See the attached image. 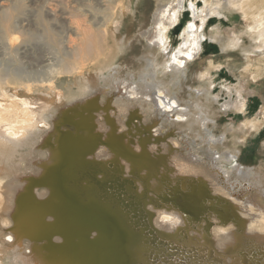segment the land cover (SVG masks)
<instances>
[{
  "label": "bare ground",
  "instance_id": "obj_1",
  "mask_svg": "<svg viewBox=\"0 0 264 264\" xmlns=\"http://www.w3.org/2000/svg\"><path fill=\"white\" fill-rule=\"evenodd\" d=\"M9 1L11 5H7ZM24 1L28 3L26 9L22 8ZM65 1L0 0V264H151L147 246H152V236L157 235L155 230H167V222V225L162 224L165 217L162 221L158 216L148 226L147 233L152 234L147 235L143 231V237L138 234L136 237L138 227L135 223L142 219L140 222L145 224L141 216L133 218L135 208L138 214L141 212L142 194L134 191L131 184L133 178L129 179L124 172H131L135 177L139 172L137 174L136 167L132 168L126 161L121 162L119 157L122 166L114 162L113 166L108 163L107 167L95 159H100L105 149L113 157H117L116 151H120L136 159L144 157L153 163L160 157L156 156L158 153L153 151L154 147H146L142 143L131 147L129 141L121 140L120 135H106L108 127L103 129L105 125L101 126L100 120L93 118L97 111H92L103 106L107 109L113 107L114 111L110 110L108 114L100 113L106 114L117 128L119 122L113 121V114L128 109L121 107L120 102L129 103L131 108L128 110L131 112L136 109L135 106L156 104L154 96L159 106L163 104L159 97L165 98L167 105L178 106L176 112L179 115L183 113L174 119L164 118L165 123L171 121L167 125L179 130L185 126L183 121H188L187 124L199 138L206 135L208 142L212 143L210 157L203 155L208 158V169L186 161L176 162L171 158L175 177L196 181L197 185L192 186L186 195L182 192L176 196L175 201L171 202L173 204L166 206L168 201H162L163 206L174 207L177 214L180 210L189 213L190 218L185 221L187 226L204 222L202 231L207 238L210 224L215 223L212 233L216 247L232 251L241 244L249 253L250 244L236 234L235 224L225 227L235 218L231 213L222 216L225 219L222 222L216 220L217 216L211 217V213L218 215L225 207H217L218 202L212 203L211 199L215 197L204 201L207 198L205 189L198 185L213 180L214 183L210 184L213 194L210 196L219 193L226 200L230 199L232 205L239 206L240 210L260 216L251 226V231L264 238V165L245 167L241 163L244 149L235 141L234 133L225 132L216 136L213 129H209L210 123H217V114L211 104L214 96L207 89L193 95L195 93L190 88L192 99H187L184 97L186 91L183 83L187 79L188 58L200 55L206 39L217 42L224 52L237 49L244 54L250 53V50L253 54L257 53L253 47L254 41L253 46L243 48L240 39L230 31L213 29L207 34L204 27L213 14L222 18V10L231 12L232 8L237 9L240 5L234 0H214L212 8L217 12L211 11L210 6L200 11L201 14L205 13L202 27L194 29L190 26L183 36L182 47H193V52L188 56L177 53L175 62L168 66L165 73L173 84L171 90L166 78L160 77L159 72L164 65L159 63L155 51L166 40L164 4L160 3L158 9L149 15L147 0H129L126 6L121 4V0ZM90 1L94 6L91 7ZM244 4L241 3V11L247 8ZM191 8L195 10L194 15L200 14L193 4ZM253 10L260 14L258 8ZM82 11V15L88 17L87 24L78 20L83 17L78 18V12ZM41 13L45 16L44 20L40 18ZM254 19V25L248 28V32L254 31L256 36L261 37L264 48V15L260 14ZM144 44L145 49L139 56L140 47ZM116 47L117 52L114 53ZM224 89L228 94L224 108L228 110L234 106L237 112L241 110L244 107L242 90L233 86ZM109 97L117 101L112 100L111 103ZM171 99H175L176 103H171ZM156 109L151 108L154 113ZM66 123H74L72 127L75 130L71 131L72 127ZM91 124L96 127V132L94 129L91 134L81 136L79 128ZM68 130L69 133L64 135ZM238 131L235 136L241 134ZM94 132L99 136H95ZM87 137L90 141H97L94 147L106 143L110 144L112 150L104 145L105 149L101 148L94 157H86L83 149ZM86 151H91V148ZM234 165L237 168L230 171L229 168ZM115 168L117 171L113 170ZM62 177L66 188L58 187V179ZM41 186L51 187L44 189ZM182 186L187 187L189 183ZM173 190L176 193L179 189L175 187ZM191 196L203 199L193 203V199L189 200ZM45 200L48 201L40 203ZM162 202L156 200L153 205H161ZM181 230L183 227L178 233ZM147 236L151 238L147 240ZM135 237L139 246L145 240L147 245L142 244L143 247L139 248L135 244ZM156 238L158 242L165 241H160L163 249L187 253L194 249H191L188 239L189 242L178 235L163 239L165 237L158 234ZM257 239L259 244L264 243L262 238ZM252 245L258 252L264 249V246L259 248ZM185 246L189 247V251ZM160 252L162 250L156 252L157 258L154 257L157 261L161 259L158 258ZM209 254L206 252L200 257H208ZM252 256L258 264L264 254Z\"/></svg>",
  "mask_w": 264,
  "mask_h": 264
},
{
  "label": "rangeland",
  "instance_id": "obj_2",
  "mask_svg": "<svg viewBox=\"0 0 264 264\" xmlns=\"http://www.w3.org/2000/svg\"><path fill=\"white\" fill-rule=\"evenodd\" d=\"M147 1H148L147 13L149 15H151L154 10L156 11L158 9L160 3L164 4L167 7V8L164 7L163 10V13H166L165 18L167 20L166 28L163 27L166 32L165 44H161L160 46H157L155 48V51H157L156 54L158 56L159 63L164 65V67H162L161 71L159 72L160 77L166 78L168 87L171 88L172 90L173 84L169 82L170 78L168 77V74H165L168 70V66L174 61V56L177 53H179L181 56H183V54L184 56H188L190 52H193L194 50L193 47L192 48L182 47L184 44V40H183L184 33L190 26L194 29L197 28L200 29L202 27L205 13L203 12L201 14L200 11L202 9L203 10L207 9V7L209 6L212 8L214 0H182L183 1L182 4L180 3V0H147ZM121 2H122L121 4H123L124 6L129 5V0H121ZM234 2L240 5L237 7L238 10L236 8L235 9L232 8L230 12V10L224 9L221 11L224 14L222 18L218 17L216 14L210 16V18H208L204 23L206 32L207 34H209L213 29L218 30L220 32L230 31L232 34H234L236 38L240 39L239 41L243 48L249 45L253 46L252 42L254 41L255 44L253 47L255 48V51H257V53L253 54V51L250 50V53L248 52L247 54H244V52H242V50L239 49H238L239 51H237V49H231L229 50V52H224L220 48L217 42H213L206 39V41H203V49L200 55L196 58L194 57L188 58L189 68L186 71L187 79L183 80V83L185 85L184 88L186 91L184 97H186L187 99H192L190 88H192L191 89L192 92L195 93V94L192 93L193 95L198 94V92L203 89H207L208 91H210L211 94L214 96L211 99L212 100L211 104H213L214 110L216 111L215 113L217 114V118H216L217 123L214 125L210 123L209 129L212 128L216 136L224 135L223 133L225 132L231 134L234 133L235 141L244 149V153L242 154L240 159L241 163L245 167H259L260 165H264V112H263L264 111V56H263L264 48L262 47L263 43L261 42V37L256 36L254 31L248 32V28L249 27L251 28L254 25V20H255L254 18H256L260 14L264 15V0H248V2L245 0H234ZM234 2L233 4H235ZM244 2L246 3L244 4ZM10 3L11 2L9 1L7 5L12 4ZM88 3L92 4V5L89 4L91 5V7L94 6L92 1ZM241 3L247 6L245 10L243 8V10L241 11L242 8ZM248 3L249 6L247 5ZM22 4H23L22 8L26 9L25 6H27L28 3L24 1ZM192 4L197 9L196 11L200 13L199 15L198 14L197 16L194 15L195 10L191 8ZM253 8L254 9L258 8L260 14L254 13ZM129 10L127 11L129 12ZM211 11L217 12L215 8H212ZM78 14H79L78 18H81L82 16L84 17V15H82L83 11L80 13L78 12ZM41 16L42 17L40 18H43L44 20L45 16L43 13H41ZM83 17L78 20L80 21L82 20L84 24H87L86 22H88V17H86L87 19ZM127 18H128V14L126 16V19ZM145 45L146 44L140 47L139 56L143 53L145 49ZM115 51L117 52V47L114 50V53H116ZM114 55L116 56V54ZM227 86L229 87L233 86L236 89L238 88L242 90V95L244 97V101H243L244 107H242L241 110H239L238 112L234 109L235 108L234 106L228 108V110L224 108V104L228 100V94L224 89V87ZM246 92H250L251 94L249 95ZM109 99L111 103L113 102L112 100L117 101L111 97H109ZM153 99L156 100V97L154 96ZM155 100L154 102L156 104L152 106L147 105L145 107L135 106L136 109L131 110V112L130 110H128L131 108L129 103L127 102H120L121 104L117 103L120 104L121 107L128 108L125 109L127 111L123 110L124 112L123 111L116 112L113 114V118L115 117L113 121L119 122L117 128L116 126L111 124V119L106 117L107 116L106 114H108L110 110L114 111L113 107H111V109H107L105 106H103L99 109L92 111V113L97 111L96 113L93 114L95 116V117L93 116V118L98 119V121L100 120L99 123L100 124L102 123L101 126L105 125L102 126L103 129H106L108 127V131L105 132L106 135L108 136L120 135L121 140L124 142L129 141V144L132 145L131 147H136L138 143H142V145H145L146 147H152V148L154 147L153 151L158 153L156 154L157 157H160L158 161L156 160L157 162L154 161L153 163V161L151 162L150 160L144 157L143 158L139 157L136 159V157H134L133 155H129L128 153H123L120 151H116L117 157L115 156L113 157L111 156L110 153L108 154L107 150L104 148L106 146V148L110 150L111 149L110 144L105 145L106 143H102L100 146H96L97 147L96 149V147H94V144H96L97 141H90L89 137L86 138L85 141L86 147L83 149L85 150L84 155L86 157H91V156L94 157L101 148L105 149L103 152L104 154L101 155L100 159H95L96 162H101L102 165H107L109 163L108 164L109 166H113L112 163L116 162L115 165L122 166L121 162L126 161L128 162L127 165L132 166V168L136 167L135 168L136 173L138 174L139 172V175L137 177H135L133 173H132L133 175H131L130 174L131 172L128 173L124 172L125 175H128L129 179L133 178L131 184L135 188L134 191L138 192L137 193L138 195L142 194L140 199L142 203L141 212H139L138 214L137 208H135L133 210V212L135 213V215H133V218L138 219L141 216V218H143V220L145 221V224L143 222H140L142 221V219H138V221L135 223L138 227L136 232V237L137 234L143 237L144 232L147 235H149L150 233L152 234L153 232L147 233L148 226L151 225L158 216H160L161 220L163 219V217H165V219H163L165 221L162 220L163 221L162 224L164 223H165L164 225L168 224V228L167 230H163V229L155 230L157 235L162 234V236L165 237L163 239H168L169 237L171 238L174 237L175 235L176 236L178 235L179 237L184 238V240L186 239L185 241L189 240L190 241L189 245H191V249L194 248L193 251L188 253L181 250L180 251L171 250V249L168 250L165 247L163 249L162 246L164 245L163 244L161 245L160 242L163 240H160L158 242L159 239L156 238L157 235L155 237L152 236L153 241L152 240L151 241L153 244L152 246L150 245L147 246L150 249L149 251V249L147 248V251H149V255H150V259H149L151 261L150 263L151 264H159V263L160 264L163 263L164 264H221V263L222 264H257V260L252 255L255 254L258 256L259 254V256H262L264 254V249L261 250L262 252L261 251L258 252L255 249V246H253L252 244L259 246V248H262V246H264L263 245L264 243L259 244L260 241L257 238L258 237L262 238L261 241L263 242H264V238L263 235L261 234L253 233L251 231V226L254 223H256V219L257 218L259 219L260 216H258L255 213H251L248 210H243V211L240 210L239 206L232 205L231 204L232 201L230 199L226 200L225 197L223 198L222 196L219 195V193H214L216 196H210L211 194H213L212 192L213 190L210 187V184L214 183L213 180L210 181V183L208 182V184L205 183V185L204 184L198 185L201 189H205L207 198L204 201L206 200L210 201L209 199H211V197H215L214 199H211L212 200L211 202L212 203L218 202L217 207H221V208L225 207L223 209V212H228V213L222 212L219 213L218 215L215 214L213 215L211 213L210 216L211 217L217 216L216 220L217 221L220 220V222H222L225 221L224 217H226V215L228 216L231 213L232 217H234L235 220L227 222L225 227L235 224L234 230L236 231V234H239L244 241L250 244L249 246L250 249L248 248L249 253H246L245 251L246 249H243L244 246L241 244H238L236 247H234L232 251L225 248L220 249L216 247L215 244H213L214 235L212 233V229L213 227H215L214 225H216L215 223L210 224V230L208 234H207L208 232L207 229L204 230L208 236L207 238L203 235L204 233L202 231V224H204V222L199 221L200 222L199 224L194 225L192 223L191 226H187L188 224L186 223L187 222L186 219L188 220V217L190 218V216L188 215L189 213L180 210L181 214L180 213L177 214L176 209L174 207L166 208L165 206H163L164 204L163 202L166 201H168L166 203V206L167 204H173L171 202L175 201L174 199L176 198V196L181 195L180 193L182 192L183 195H186L187 193H189L188 191L191 189L192 186L197 185L196 181L189 182L188 180H183L184 178L175 177L174 175L175 170L172 169L174 167L171 158H174L176 162L186 161L194 165L197 164L196 166L198 167L203 166L204 168L208 169L209 167L208 166H207L208 168L206 167V163H209V161H207L208 158H205V156L203 155H207L208 157H210L209 155L211 154L210 146L212 145V143L208 142L206 135L203 138H199L198 134L192 131L193 129L189 127L188 121H183V124L185 126L184 128H181L179 130H177V128H175L174 126L170 127L169 125H167L171 121L170 122L167 121L168 123H165V121L163 120L164 118H166L167 120H169V118L174 119L176 116H181L183 113H180L181 115H179V113L176 112L178 106L172 107L170 103L167 105L165 102V98L159 97V101L163 100L160 102L161 104L163 103L164 106L163 104L159 106L157 104V101ZM170 102L176 103L175 99H171ZM151 108L152 109L157 108L156 110L158 112L155 111L156 113H154V110H151ZM100 112H106V114H101ZM119 114L120 116H118ZM72 124L74 125V123H66L65 125H67L68 127H72ZM95 128L96 127L93 124H91V126H85L83 129L79 128L80 133L82 134L81 135L79 133V135L84 136L87 133L91 134V132ZM240 128L241 131L239 130ZM74 130L75 127H72L71 131ZM56 131L60 133L59 130ZM69 131L70 130L65 131L63 134L66 135L67 133H69ZM237 131L241 132V134L238 133V135L235 136V133ZM95 132H94L95 136L97 135L99 136V134ZM156 133L158 135H156ZM189 134L190 137L188 136ZM90 148L91 151L87 152L86 150ZM118 157L121 159V162ZM111 158L112 160H110ZM138 162H140L141 164H139ZM145 162L147 164L149 162L151 163H149L148 166ZM152 164L154 165L156 164V165L152 166ZM236 168L237 166L235 167L234 165V167H230L229 170L232 171L233 169ZM113 170L117 171V168ZM237 174L239 173L237 172ZM58 180H59L58 187L66 188V186H64L63 183L64 182L63 177ZM221 181H224V179H221ZM188 183L189 186L187 187L182 186V185L186 186L188 185ZM97 184H101V183L97 182ZM142 186L143 188L145 187V190H142L143 189ZM41 187L44 189H49L51 186L48 188L47 186L46 187L41 186ZM101 187L102 185L100 186V188ZM175 187L179 189L178 191H176V193H174L173 190L175 189ZM123 190L125 189L123 188ZM190 199H193V201H195L193 203L196 202L198 203L197 200L199 199L202 200L203 198L191 196L189 197V200ZM215 199L216 200L219 199V200L216 201ZM156 200L157 202H159V200L163 202L161 205H153L155 204ZM47 201L48 200H45L40 203L44 204ZM262 204L264 211V203ZM143 205L145 208L143 207ZM195 221L198 222V219H196ZM191 222H194V220L191 219ZM139 227H141L142 229H139ZM182 227L183 230H181V232L178 233V230L182 229ZM184 234H188V235H184ZM136 237H135V244L139 246V243L136 242ZM150 238H151L150 236H147V240ZM147 240H145L144 243L141 242L139 248L143 247L142 244L147 245ZM154 241L156 245H154L155 244ZM179 241L180 243L182 242V240L180 239ZM188 248H189L188 246H185V249ZM134 250L137 249L134 248ZM161 250L163 253L160 252V255L162 256L160 255L158 256V258L162 259V260L159 259L161 260L160 262L159 260L157 261V259L155 260L154 257L157 258L156 257L158 255L157 253H159V251ZM206 252L210 253L208 257L201 258L200 255H204ZM151 253L154 254L153 257ZM163 254L164 255L166 254L165 255L166 257ZM260 260L258 264H264V257H262V259ZM138 261H141V259L140 260L138 259Z\"/></svg>",
  "mask_w": 264,
  "mask_h": 264
}]
</instances>
